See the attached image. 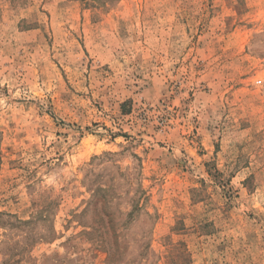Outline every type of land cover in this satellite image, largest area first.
<instances>
[{
    "label": "rangeland",
    "instance_id": "1",
    "mask_svg": "<svg viewBox=\"0 0 264 264\" xmlns=\"http://www.w3.org/2000/svg\"><path fill=\"white\" fill-rule=\"evenodd\" d=\"M0 264H264V0H0Z\"/></svg>",
    "mask_w": 264,
    "mask_h": 264
},
{
    "label": "trees",
    "instance_id": "2",
    "mask_svg": "<svg viewBox=\"0 0 264 264\" xmlns=\"http://www.w3.org/2000/svg\"><path fill=\"white\" fill-rule=\"evenodd\" d=\"M116 234H118V232H116Z\"/></svg>",
    "mask_w": 264,
    "mask_h": 264
}]
</instances>
